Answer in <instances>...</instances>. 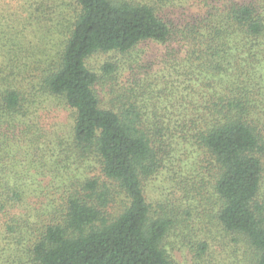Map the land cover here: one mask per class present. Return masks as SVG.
Here are the masks:
<instances>
[{
    "label": "trees",
    "instance_id": "trees-1",
    "mask_svg": "<svg viewBox=\"0 0 264 264\" xmlns=\"http://www.w3.org/2000/svg\"><path fill=\"white\" fill-rule=\"evenodd\" d=\"M58 1H0V264H174L192 223L264 264V0ZM164 168L182 198L156 210Z\"/></svg>",
    "mask_w": 264,
    "mask_h": 264
},
{
    "label": "rangeland",
    "instance_id": "rangeland-1",
    "mask_svg": "<svg viewBox=\"0 0 264 264\" xmlns=\"http://www.w3.org/2000/svg\"><path fill=\"white\" fill-rule=\"evenodd\" d=\"M5 6V4H12L16 7L18 0H0ZM75 0H59L58 1V12L61 14V17H67L70 19L71 11L74 6ZM139 2L147 3L152 0H138ZM14 3V4H13ZM1 7V5H0ZM167 10L166 16L170 17H183L181 11L171 8H164ZM145 48V49H144ZM141 49H144L145 55H152L154 57L155 63L159 64L162 54L165 49L164 46H154V45H143ZM119 59H122L120 55L117 54H98L94 56L89 66L93 68L95 72L99 75V85L97 86V92L100 96L102 102L106 105L107 102L111 101L110 87L112 86V81L110 77L101 70V67L104 63H112ZM145 62H148V59H145ZM156 65V66H157ZM107 75V77H106ZM130 74H122L119 77L118 82L124 84L128 80ZM160 82L155 85V90L160 88ZM66 113L59 112L58 118H66ZM191 154L190 157H185L190 161L187 165L186 163L178 165H186L189 170H192L191 163L194 158ZM183 167V166H182ZM179 171V169L177 170ZM183 174V173H182ZM181 176L176 174V170L164 168L161 173L158 175H152L147 181L144 182L145 194L147 196L148 202L154 206L156 210L161 209H171L174 207L175 201L181 199L182 195L179 188L177 189L176 183L179 181ZM176 193L173 195V193ZM185 203V202H181ZM119 208L116 205L113 208L116 211ZM196 222H199L198 219L194 218ZM180 232L173 230L167 237L165 248L169 253L174 264H227V261L231 258L233 261H236V264H248L247 261L243 259L244 246L241 244H236L232 237L227 236L224 231L219 228L217 225H201L200 223H192L189 232L186 231L183 235L178 236ZM186 237V238H184ZM205 243V251H202V248L199 246ZM204 248V249H205Z\"/></svg>",
    "mask_w": 264,
    "mask_h": 264
}]
</instances>
